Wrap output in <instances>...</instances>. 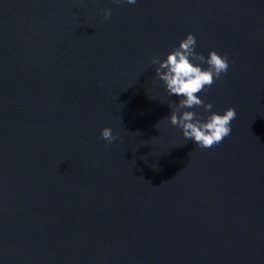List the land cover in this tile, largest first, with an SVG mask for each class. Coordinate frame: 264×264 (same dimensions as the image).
I'll list each match as a JSON object with an SVG mask.
<instances>
[{"label":"water","instance_id":"1","mask_svg":"<svg viewBox=\"0 0 264 264\" xmlns=\"http://www.w3.org/2000/svg\"><path fill=\"white\" fill-rule=\"evenodd\" d=\"M188 32L229 60L210 148L150 63ZM0 264H264V0H0Z\"/></svg>","mask_w":264,"mask_h":264},{"label":"clouds","instance_id":"2","mask_svg":"<svg viewBox=\"0 0 264 264\" xmlns=\"http://www.w3.org/2000/svg\"><path fill=\"white\" fill-rule=\"evenodd\" d=\"M137 2L138 0H112L115 6L135 5ZM110 15L111 9H104L105 19ZM195 47L196 37L188 32L164 58L153 55L150 63L155 66V78L163 83L167 95L178 98L176 103L169 105L170 113L166 117L168 123L180 129L185 141H191L200 148H210L231 133V121L236 112L232 107L223 112L212 111V103L205 102L198 94L227 72L229 60L215 49H209L205 56L202 52H197ZM201 107L207 113L203 119L195 110ZM99 138L107 146L117 137L111 127L105 126L100 129Z\"/></svg>","mask_w":264,"mask_h":264}]
</instances>
